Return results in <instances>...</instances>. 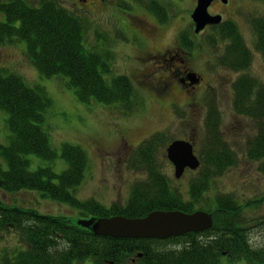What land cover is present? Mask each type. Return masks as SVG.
Wrapping results in <instances>:
<instances>
[{
    "label": "trees",
    "instance_id": "16d2710c",
    "mask_svg": "<svg viewBox=\"0 0 264 264\" xmlns=\"http://www.w3.org/2000/svg\"><path fill=\"white\" fill-rule=\"evenodd\" d=\"M264 2V0H261ZM152 1L148 12L165 21L164 8ZM160 13H159V12ZM0 46L24 44L25 55L39 76L66 80L77 100L114 106L124 115L137 108L138 98L131 81L125 76H112L111 52L84 46L85 27L81 19L66 11L56 0H40L32 7L28 0H0ZM255 33V50L264 58V19L251 21ZM225 43L219 64L243 73L251 63V54L240 39L233 23L214 27ZM188 33L179 36L180 46L192 50ZM109 76V79L106 77ZM109 80V81H107ZM233 109L237 115L256 123V135L248 140L246 157L261 164L264 175V84L241 76L233 84ZM52 108L46 91L27 86L22 78L0 69V111L7 114L10 132L8 143L0 144V191L6 194L36 192L54 203L68 205L79 213L72 224L68 218L42 215L31 207L7 205L0 201V240L12 231L18 244L2 252L0 264H222L243 260L247 264H264V245L251 244L254 229L264 231V217L248 220L244 209L229 194L216 196L209 208H199V197L208 190L209 180L221 176L235 164V157L219 131V119L214 106L209 107L205 123L202 169L189 186V201L171 187L159 172L153 156L158 136L139 147L138 172L145 180L130 189L124 206L104 208L94 201L80 202L72 194L83 181L88 168L87 158L79 147L64 145L61 158L67 169L59 175L49 168L28 170V156L53 161L55 151L42 128L44 115ZM264 202V199L261 201ZM14 204V203H13ZM196 210L212 214V227L202 233L186 234L167 240L110 239L94 237L89 222L97 218L119 216L143 218L154 211H178L191 214Z\"/></svg>",
    "mask_w": 264,
    "mask_h": 264
},
{
    "label": "rangeland",
    "instance_id": "374dc122",
    "mask_svg": "<svg viewBox=\"0 0 264 264\" xmlns=\"http://www.w3.org/2000/svg\"><path fill=\"white\" fill-rule=\"evenodd\" d=\"M56 1L83 22L85 47H100L111 52V75L130 79L138 106L132 108L131 114L124 115L114 106L94 102L83 104L77 100L74 91L66 87L64 78L38 75L25 55L24 44L0 46V69L19 76L29 87L43 88L52 101V108L44 115L42 128L56 158L47 161L28 156V170L33 172L38 168H49L59 175L67 169L61 158V147H79L86 155L88 168L82 183L72 194L80 202L94 201L105 208L122 206L126 203L131 185L145 180L144 173L136 170L138 156H133V152L149 136L159 132L161 135L149 153L155 164L161 165V172L171 187L182 196L183 201H189V186L197 180L202 169L185 172L175 179L173 167L166 160L164 150L172 141L190 140L194 155L201 161L205 123L209 107L214 106L212 109L217 112L220 134L234 154L235 164L221 176L209 180L208 190L201 193L198 207L207 210L216 196L229 194L240 206L251 203L243 211L246 219L263 218L264 202L261 201L264 199V175L259 168L262 163L246 157V145L256 135V123L237 115L232 106L233 84L241 76L264 84V58L255 50V33L251 27L253 19H264V2L229 0L225 6L215 2L208 9L211 15H220L224 22L234 24L251 54L249 68L243 73H236L219 64L225 43L219 40L214 28L207 27L200 34H193L194 25L190 15L196 5L195 0H154L166 12L164 23L148 12L147 7L156 8V5H151L153 0H88L85 4L79 0ZM39 2L28 0L32 7H37ZM0 21H3L2 15ZM141 24L150 27L153 35V39H148L146 47L141 50L146 54L172 51L178 47V35L188 33L192 50H184L186 57L173 56L169 64L180 67L182 61L200 79L193 91L184 93L170 82L168 96L161 97L155 92L158 84L152 79L161 77L160 80L168 82L165 76L168 72L162 70L164 67L153 69L151 62L140 63L137 60L140 36L135 31ZM7 119V114L0 111L1 145H6L10 137ZM0 164L5 170L1 160ZM0 201L7 205L31 207L42 215L68 218L72 224L79 219L77 209L54 203L36 192L6 194L0 191ZM250 239L253 245H264V231L254 229ZM17 244L18 239L12 231L5 233L0 240V255ZM220 260L222 264H247L243 260L228 262L224 257ZM131 261L130 264H137L135 258ZM81 264L92 262L87 260Z\"/></svg>",
    "mask_w": 264,
    "mask_h": 264
},
{
    "label": "water",
    "instance_id": "95a60500",
    "mask_svg": "<svg viewBox=\"0 0 264 264\" xmlns=\"http://www.w3.org/2000/svg\"><path fill=\"white\" fill-rule=\"evenodd\" d=\"M216 0H196V7L191 14L195 33L207 25L220 22L218 17H210L207 9ZM223 4L227 0H220ZM167 159L174 167V177L179 179L185 169L194 171L199 162L193 154L192 145L184 141L173 142L166 150ZM212 227V215L196 211L184 214L178 211H155L142 219L110 217L89 222L88 228L94 237L110 239L167 240L186 234H197Z\"/></svg>",
    "mask_w": 264,
    "mask_h": 264
},
{
    "label": "flooded vegetation",
    "instance_id": "af4514ba",
    "mask_svg": "<svg viewBox=\"0 0 264 264\" xmlns=\"http://www.w3.org/2000/svg\"><path fill=\"white\" fill-rule=\"evenodd\" d=\"M78 1V0H77ZM88 0H79L80 3L85 4ZM100 2H104L105 0H98ZM150 27H147L146 25H140V27L138 28V31L135 28V34L140 36V41L138 42V58L137 60L140 63H147V62H151L152 64H154L153 69H157L161 67L162 70L166 69V79L167 81H162L160 80L161 77H155L153 80V82L155 81V84H158L157 87L155 88V92L159 95V96H168L169 94V89L167 88L171 83H173L175 86H177L179 88V90L184 89V90H193L198 84H193L190 82V80H193L194 78L192 77V72H190V70L185 67L184 65H182V61H181V66L177 67V66H172L169 64V62H171L173 60V56L179 57V56H184L185 52L180 49V47H177L176 49L172 50V51H156L155 53H151V52H147L143 53V51L141 52V50H143V48L146 47L147 43H148V39H153V35L152 32L149 30ZM184 60V59H183ZM163 78V77H162ZM165 79V78H164ZM200 82V81H199Z\"/></svg>",
    "mask_w": 264,
    "mask_h": 264
}]
</instances>
